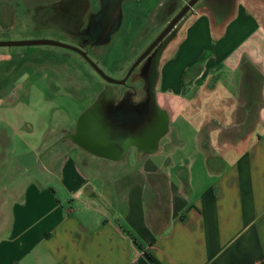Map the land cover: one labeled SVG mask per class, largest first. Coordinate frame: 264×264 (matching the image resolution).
<instances>
[{"label": "crops", "instance_id": "0c3cea01", "mask_svg": "<svg viewBox=\"0 0 264 264\" xmlns=\"http://www.w3.org/2000/svg\"><path fill=\"white\" fill-rule=\"evenodd\" d=\"M19 1L1 33L12 11L72 24L71 4ZM133 2L85 0L79 50L120 38L136 61ZM0 48V264H264V0H198L124 84L92 69L91 103L70 78L74 103H23L37 70Z\"/></svg>", "mask_w": 264, "mask_h": 264}, {"label": "rangeland", "instance_id": "374dc122", "mask_svg": "<svg viewBox=\"0 0 264 264\" xmlns=\"http://www.w3.org/2000/svg\"><path fill=\"white\" fill-rule=\"evenodd\" d=\"M36 1H39V4L41 3L45 5L61 3V8L65 7V4H71L73 10L71 13L72 24L67 26V22L59 20L60 18L58 19L59 13H54L53 15L50 14V17L52 20L56 21V23H53L55 24L54 26H57L54 27L47 24V22H44V24H42L41 27L37 29L40 30V32L35 33L34 29L29 27L31 15L33 13L12 11L9 12L12 20H15L16 17H18L19 20H24L27 25L22 23L20 24L22 26L17 25V27H10L6 29L8 33L0 32V36L2 37L9 35L14 38H4V41L0 42L44 39L58 41L78 48L77 44L74 43V40H78L76 37L79 35L80 29L78 23V16H80L79 8L82 3L84 4L85 0H26L25 4L32 6V3H35ZM173 2L177 3L176 10H170ZM188 2L189 0H169V3L166 5L164 4L163 0H135V2L132 3L133 8L137 11L136 13L139 19H137V24L132 27L128 25L127 29L125 30L127 31L126 34L128 36V40L130 39L131 42L134 41L135 46L140 49L139 55L145 51V49L156 39V37L164 30L168 23ZM19 3V0H0V7H3L4 5L7 7H14ZM166 8L168 11H166ZM48 15L49 14L46 13L44 15V19H47ZM25 16L29 17L26 18ZM62 17L63 16L61 15V18ZM56 18L60 22H58ZM160 45L161 44H159L155 49L157 50ZM4 49L6 48H0V51ZM9 50L25 52L21 63L22 68L26 73H32L33 71L37 70L33 74L34 77H31V80L34 82L31 92L28 91L29 87L27 86L22 87L21 85L18 88V95L22 94L24 100L23 103H74L72 102L74 101V98H70V96L65 97L67 90L70 89L69 86H64L65 82L63 81L67 78H70L69 80L76 81V83L80 84L82 87L80 95H85L84 98L76 95L77 100L75 101H77V103H91L93 99L91 92L96 91L94 83H101L100 77L86 62L80 59V56L75 52L66 51L53 46L11 47ZM125 50L126 47L123 45V43H121L120 38H118L111 47L106 58L97 60L91 57V60L107 77L113 80H119L121 78L120 72L117 71L119 70V67L123 65V68L125 69L128 66L130 68L133 62H135L134 55L130 60H128V62L123 60V57L125 56ZM31 52H34L35 54L31 55ZM53 53L54 56L50 57ZM60 53H67L68 56L57 58V55ZM35 73H38L37 76H35ZM54 79H57L58 82H54ZM27 96L30 99V102H27ZM42 114L43 113L41 112V115Z\"/></svg>", "mask_w": 264, "mask_h": 264}, {"label": "water", "instance_id": "95a60500", "mask_svg": "<svg viewBox=\"0 0 264 264\" xmlns=\"http://www.w3.org/2000/svg\"><path fill=\"white\" fill-rule=\"evenodd\" d=\"M198 0H189V2L181 9V11L168 23L164 30L156 37V39L146 48V50L138 57V59L133 63L129 69L127 76L122 80H113L107 77L97 65L90 60V58L78 48L72 47L70 45L54 41V40H30V41H6L0 42V47H31V46H53L61 49L71 50L78 53L91 67L92 69L105 81L115 84H124L126 78L131 74V72L136 68V66L145 59L150 52L162 43L163 38L176 26L179 20L195 5ZM160 47V46H159Z\"/></svg>", "mask_w": 264, "mask_h": 264}, {"label": "flooded vegetation", "instance_id": "af4514ba", "mask_svg": "<svg viewBox=\"0 0 264 264\" xmlns=\"http://www.w3.org/2000/svg\"><path fill=\"white\" fill-rule=\"evenodd\" d=\"M72 12H73V10H71V13H72ZM163 39H164V38H163ZM155 48H156V47H155ZM155 48H154V49H155ZM154 49L150 52V54H149L148 56H150V55H154V54L159 50V47H158L157 50H156V49L154 50ZM145 50H146V49H145ZM143 52H144V51H143ZM143 52H142V53H143ZM142 53H141V54H142ZM141 54H140V55H141ZM140 55H139V56H140ZM139 56H138V57H139ZM148 56H147V57H148ZM137 59H138V58H137ZM137 59H136V60H137ZM143 60H144V59H143ZM130 68H131V67H130ZM131 73H132V72H131Z\"/></svg>", "mask_w": 264, "mask_h": 264}, {"label": "trees", "instance_id": "16d2710c", "mask_svg": "<svg viewBox=\"0 0 264 264\" xmlns=\"http://www.w3.org/2000/svg\"><path fill=\"white\" fill-rule=\"evenodd\" d=\"M149 258L152 260V262H154L155 264H159L158 262H157V260L155 259V258H153L152 256H150L149 255Z\"/></svg>", "mask_w": 264, "mask_h": 264}]
</instances>
